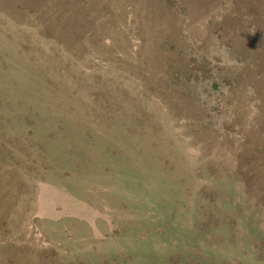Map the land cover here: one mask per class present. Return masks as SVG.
<instances>
[{
	"label": "rangeland",
	"instance_id": "374dc122",
	"mask_svg": "<svg viewBox=\"0 0 264 264\" xmlns=\"http://www.w3.org/2000/svg\"><path fill=\"white\" fill-rule=\"evenodd\" d=\"M0 264H264V0H0Z\"/></svg>",
	"mask_w": 264,
	"mask_h": 264
}]
</instances>
